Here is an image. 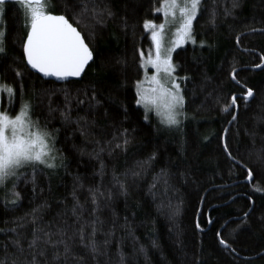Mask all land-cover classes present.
I'll return each mask as SVG.
<instances>
[{"label": "trees", "instance_id": "1", "mask_svg": "<svg viewBox=\"0 0 264 264\" xmlns=\"http://www.w3.org/2000/svg\"><path fill=\"white\" fill-rule=\"evenodd\" d=\"M107 2L115 13L112 18L103 25H96L94 29H79L85 43L94 52L95 63L87 66L79 83L65 85L44 80L25 66L21 47L26 34L22 10L14 0H6L1 13V25L6 21L8 55L7 58L0 57V84L12 86L15 91L11 97L5 92L1 93L0 111L15 117L21 108L22 95L24 100L31 99L34 104L31 118L39 120L41 126L47 125V130L56 137L55 147L64 154L69 164L67 171L79 174L85 185H88L99 179L93 176L94 168L99 166L98 161L87 155L82 156L73 147L85 144L78 132L73 133L75 125H63L58 112L49 115L48 93L55 91L52 105L63 107V92L58 89L67 87L73 96L83 98V92L77 90L95 85L97 96L103 102L95 114L97 125L102 126L93 128L96 139H111L114 130L123 129L128 130L130 139L127 152L117 150L112 156L107 152L101 155L107 165L104 183L109 184L113 168L120 173L135 161L143 160L153 152L157 154L152 168L143 178L134 184L129 181L128 197L117 195L113 201L112 206L120 223L127 216L135 236L133 241L125 236L123 229H118L116 233L117 237H125L121 251L126 254V264H264V227L257 219L264 213V191L255 190L256 187L264 189V162L258 161L255 154L249 155V150L264 145V123L257 128L255 146L245 134L246 129H253V117L264 115V65L260 70L253 67L260 63V56L264 55V34L249 31L252 28H264V0H242V6L235 10L234 16L224 17L221 10L215 29L209 25L206 11L193 22L197 42L203 39L212 46L201 48L197 45L194 50L189 42L173 53V61L178 65L176 75L181 77L187 74L192 77L190 81H180L184 87L187 112V119L183 120L180 130L166 129L153 117L145 122L144 109L135 103V82L141 80L143 75L139 67L140 52L147 54L153 48L143 24L145 20L155 24L162 22L161 14L155 9L160 8L164 0ZM223 2L229 3V0ZM51 5L46 10L53 14L63 8L62 0H51ZM68 15L71 16V13ZM238 33L241 34L239 47L236 44ZM232 63L238 69L237 78L255 91L247 109L242 99L238 101L240 117L236 126L228 125L231 116L221 111L222 105L230 102L232 93L239 96L246 91L228 75ZM15 69L23 73L22 80L16 77ZM205 75L210 81L201 90L200 84ZM209 92H212L210 97L207 96ZM217 93L221 94L219 103L215 100ZM72 106L73 117L77 113L85 114L83 108L76 106L75 99ZM106 109L108 115H105ZM88 116L91 119L92 113H88ZM225 127L230 128L228 141L233 155L238 156L253 172L250 183L245 182L247 169L233 166V162L223 152L219 137ZM56 129L59 132H55ZM93 147V143H87V151ZM162 167H167L174 174L171 183L175 191H170L168 195L174 205H179V214L173 220L168 218V209H164L163 213L157 210L160 197L154 202L147 194L152 173ZM230 168L233 169L231 173ZM57 171L58 174L52 175L50 184L44 176L38 177L44 192L36 196L35 203L46 198L52 205L51 210L45 213V220L50 219L57 210L58 199L68 197V203L71 204L68 193L72 187V176L63 169ZM182 172L186 178H181ZM27 174L31 175V169L27 170ZM8 187H11L10 182ZM17 190L23 199L14 211L10 210V205L8 210L5 208V195L10 200L11 193L5 189L4 194H0V228L10 227L13 217L22 216L34 206L30 183H19ZM249 196L252 197L251 201ZM250 207L253 209L249 217L250 227L234 232L238 218ZM104 215L110 217L107 210ZM209 217L212 219L211 224L208 223ZM197 219L203 228L202 232L195 227ZM222 225L225 226L222 228ZM218 230L235 252L219 244L216 236ZM7 238L0 233V248ZM153 238L158 248L152 246ZM98 239L102 240L103 236L98 235ZM141 245L145 252L136 254L134 248L139 249ZM111 251H116L115 242L111 245ZM0 255H3L2 250Z\"/></svg>", "mask_w": 264, "mask_h": 264}, {"label": "snow or ice", "instance_id": "2", "mask_svg": "<svg viewBox=\"0 0 264 264\" xmlns=\"http://www.w3.org/2000/svg\"><path fill=\"white\" fill-rule=\"evenodd\" d=\"M14 3L22 10L25 22L26 34L21 43L25 66L40 73L43 78H54V82L65 85L79 83L86 66H89L90 62L95 63L94 52L85 43L79 29L81 27L94 29L96 25H103L107 19L112 18L115 13L110 3L107 0H62L63 8L57 14L46 10L52 6L51 0H14ZM229 3H224L223 0H219V3L218 0H164L161 7L155 11H163L165 22L156 25L152 21H144L145 31L151 32L154 54L150 52L145 57L144 53L140 52L139 67L145 69L150 66L153 72L150 78L146 74L143 80L135 82V103L143 107L145 122L150 121L154 114L164 128L181 129L183 120L187 119V112L184 87L180 81H190L192 77L187 74L181 77L176 75L178 65L173 61V53L187 42L192 43L194 50L197 45L201 48L211 47L212 45L206 40L202 39L197 42L193 22L197 20L198 15H203L206 11L208 23L215 29L221 10L224 17H229L234 16L235 10L242 6V0H229ZM5 4L6 0H0V13H3ZM177 11L179 12L178 18ZM69 13L71 16L68 15ZM169 16L173 18V21L178 19V26L175 28L172 39L166 43L165 27ZM124 27H127L126 20ZM249 31L264 34V28H252ZM6 35L5 21L3 26H0V57L4 58L8 55ZM240 40L241 34L238 33L237 47L240 46ZM117 62L127 63L126 61ZM262 65H264V55L260 56V63L253 67L261 68ZM14 71L16 77L22 80L23 73L18 69ZM228 75L232 81L246 89L239 96L232 93L230 102L221 107L222 112L231 116L228 125L236 126L240 117L238 101L242 99L244 108L247 109L254 98L255 91L237 78L238 69L234 63L230 64ZM70 78L77 79L72 81ZM209 81L210 78L206 75L202 78L201 90ZM145 84L148 87H145ZM89 87L77 90L83 92V98L73 96L67 87L62 90L58 89L57 91L63 92V107L52 105V96L56 94L55 91L48 93L49 115L52 116L58 112L63 125H75L73 133L78 132L84 138L85 144L73 145V147L82 156L87 155L90 159L98 161L99 166L94 168L93 176L99 179L88 185H85L79 174L67 171L69 164L64 154L55 147L56 137L47 130V125L41 126L39 120L31 118L34 110L31 99L24 100L22 95L21 108L15 117H11L5 111H0V189H6L11 193L10 200L7 194L5 195V208L8 210L10 205V210L14 211L20 206L23 197L17 188L21 182L25 185L31 184L34 202V206L22 216L12 218L10 227L0 228V233L8 237L2 242V248H0L3 252V255H0V264H126V254L121 251L125 237H117L116 233L118 229H123L125 236L133 241H135V236L127 216L124 217L123 223H120L118 214L112 206L113 201L117 195L128 197L129 181L131 180L134 184L143 178L152 168L157 154L153 152L145 159L135 161L131 167L120 173L113 168L111 180L106 185L104 177L107 165L101 155L107 152L109 156H112L117 150L127 152L130 139L127 129L114 130L111 139L103 141L96 139L93 128L102 126L97 125L95 114L96 109L103 102L97 96L95 85ZM14 91L12 86L0 84V93L7 92L11 97L14 96ZM21 93H23L22 85ZM193 95H195V88ZM220 95L217 93L215 97L217 103L220 102ZM207 96H212V92L207 93ZM73 99L76 100L78 108L84 109V115L77 113L73 117ZM124 111L127 112V109L125 108ZM88 113H92L91 119ZM105 115H108L107 109ZM261 123H264V115H255L253 129L245 130V134L252 139L254 146L255 137L258 134L257 128ZM54 131L59 132V129ZM229 131L230 128L225 127L219 137L223 152L233 162V166L239 165L247 169L246 179L251 181L252 170L232 153L228 141ZM205 139L207 140L208 137ZM89 142L94 144L91 151H87ZM252 154L256 155L258 161L264 162V145L249 150V155ZM28 169H31L30 176L27 174ZM59 169H63L67 175L72 176V187L68 193L71 197V204L68 203V197L58 199L56 201L57 210L50 219L45 220V213L51 210L52 205L46 198L40 203H35L36 196L44 192V188L38 182V177L44 176L50 184L52 175L58 174ZM232 170V168L229 169L230 173ZM173 175L167 167H162L158 172L152 173L147 189V194L153 198L154 202L158 196L160 197V202L156 205L157 210L163 213L164 209H168L167 214L170 220L179 214V205H174L172 198L168 195L170 191H175L171 183ZM180 176L186 178L183 172ZM9 182L11 183L10 188L8 187ZM255 190L264 191L259 187ZM81 194H83V199H81ZM248 199L251 201L252 197L249 196ZM105 210L110 213V217L104 215ZM252 211L250 207L242 217L238 218L234 232L250 227L249 217ZM257 219L261 222V227H264V213H261ZM5 223L7 224L8 221L6 220ZM208 223H212L211 217ZM195 227L203 231L199 219ZM98 235H102L103 239H98ZM216 236L224 249L236 251L223 238L221 231L218 230ZM113 242L116 244L115 253L111 251ZM152 246L159 247L155 238L152 239ZM134 252L143 254L145 248L141 245L139 249L134 248Z\"/></svg>", "mask_w": 264, "mask_h": 264}, {"label": "rangeland", "instance_id": "3", "mask_svg": "<svg viewBox=\"0 0 264 264\" xmlns=\"http://www.w3.org/2000/svg\"><path fill=\"white\" fill-rule=\"evenodd\" d=\"M159 13H160L161 16H162V22H161V23L165 22V17H164V15H163V11H159ZM176 16H177V18L179 17V12H178V11H177V13H176ZM167 20H168V23L166 24V27H165V42H166V43L169 42V41L172 39L173 33H174V31H175V28L178 26V19H177V21H173V18H172L171 16H169V17L167 18ZM161 23H159V24H161ZM154 24H155V23H154ZM159 24H156V25H159ZM0 26H2V25H1V13H0ZM148 33H149L150 38H151V32L148 31ZM187 43H189V42H187ZM187 43L183 44L181 47L185 46ZM181 47H180V48H181ZM177 49H179V48H177ZM177 49H176V50H177ZM150 52L154 54V49L152 48V50H151ZM150 52H148L147 54H144L145 57H147V55H148ZM142 71H143V75H142L141 80H143V79L145 78V75H146V74H147L148 77L150 78V77H151V74H152V72H153V70L151 69L150 66H148V67L145 68V69H142ZM145 87H148V85L145 84ZM5 93H6L7 95H9L7 92H5ZM0 98H1V93H0ZM140 107H141V106H140ZM141 108H143V107H141ZM152 117H153V119L155 120V122H157V123L159 124L158 119L156 118V116H155L154 114L152 115ZM159 125H160V124H159ZM160 126H161V125H160ZM162 127H163V126H162ZM4 192H5V189H0V194L3 195Z\"/></svg>", "mask_w": 264, "mask_h": 264}, {"label": "water", "instance_id": "4", "mask_svg": "<svg viewBox=\"0 0 264 264\" xmlns=\"http://www.w3.org/2000/svg\"><path fill=\"white\" fill-rule=\"evenodd\" d=\"M91 63V62H90ZM263 67V65L261 66V68ZM86 68H87V66H86ZM86 68H85V70H86ZM261 68H256L257 70H260ZM29 69V68H28ZM30 71H32L33 73H35V74H37L38 76H40L42 79H44V80H50V81H54V78H43L42 77V75L40 74V73H38V72H35V70H31V69H29ZM83 75V74H82ZM77 78H70V80H76ZM56 83H59V82H56ZM245 182H247V183H250V181L248 180V179H246L245 180Z\"/></svg>", "mask_w": 264, "mask_h": 264}]
</instances>
